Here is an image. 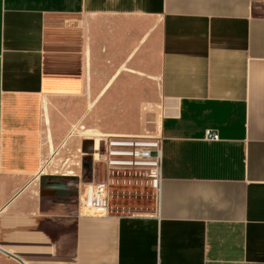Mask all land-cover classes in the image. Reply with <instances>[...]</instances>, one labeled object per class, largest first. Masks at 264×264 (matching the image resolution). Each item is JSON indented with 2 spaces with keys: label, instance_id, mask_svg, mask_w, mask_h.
I'll return each mask as SVG.
<instances>
[{
  "label": "crops",
  "instance_id": "0c3cea01",
  "mask_svg": "<svg viewBox=\"0 0 264 264\" xmlns=\"http://www.w3.org/2000/svg\"><path fill=\"white\" fill-rule=\"evenodd\" d=\"M124 66L157 85L158 200L81 214L83 166L73 186L44 155ZM0 256L264 264V0H0Z\"/></svg>",
  "mask_w": 264,
  "mask_h": 264
},
{
  "label": "rangeland",
  "instance_id": "374dc122",
  "mask_svg": "<svg viewBox=\"0 0 264 264\" xmlns=\"http://www.w3.org/2000/svg\"><path fill=\"white\" fill-rule=\"evenodd\" d=\"M117 67L118 65L111 71L109 68L105 77H110ZM124 68L128 69L119 75L112 89L103 97L97 98L98 89H91L83 97L90 105L87 119L80 124L85 129H82L80 125L75 128L71 126L68 137L63 142L55 141L47 148L43 165L45 173L57 176V179L62 182L71 181L70 183L76 186L78 177H61V174L75 171L82 176L76 161L80 159L79 149L82 150L83 141H87L85 148H89L93 142L91 135L85 133L87 129L95 134H146L156 131L162 118V111L158 107L160 98L156 83L149 84L150 82L142 79L139 73L131 72L133 67L124 66ZM87 160L90 162L89 159ZM81 186L83 189L84 186ZM121 200H124L123 203L131 204L132 201L139 199L127 196ZM0 264L16 263L0 256Z\"/></svg>",
  "mask_w": 264,
  "mask_h": 264
},
{
  "label": "built area",
  "instance_id": "2783aa9c",
  "mask_svg": "<svg viewBox=\"0 0 264 264\" xmlns=\"http://www.w3.org/2000/svg\"><path fill=\"white\" fill-rule=\"evenodd\" d=\"M158 129L146 134H100L98 144L92 139L90 149H79L76 165L80 170L85 156L92 160L91 180L82 182L81 214L109 216L116 208L115 200L127 196L152 195L158 200L163 158ZM206 138L219 140V134L208 129ZM63 174L81 175L75 171Z\"/></svg>",
  "mask_w": 264,
  "mask_h": 264
},
{
  "label": "water",
  "instance_id": "95a60500",
  "mask_svg": "<svg viewBox=\"0 0 264 264\" xmlns=\"http://www.w3.org/2000/svg\"><path fill=\"white\" fill-rule=\"evenodd\" d=\"M86 152H88V151H86ZM87 159H89L90 160V162H91V158L87 155V156H85L84 158H83V177H82V179H83V181H85V182H89L91 179H90V177H91V166H87L86 165V161L85 160H87ZM92 164V163H91ZM85 175H87V177H85ZM90 176V177H89ZM5 253H7V252H5ZM9 255H11V254H9ZM12 256V255H11ZM12 257H14V258H16L15 256H12ZM17 260H19V261H21L19 258H16Z\"/></svg>",
  "mask_w": 264,
  "mask_h": 264
},
{
  "label": "bare ground",
  "instance_id": "6f19581e",
  "mask_svg": "<svg viewBox=\"0 0 264 264\" xmlns=\"http://www.w3.org/2000/svg\"><path fill=\"white\" fill-rule=\"evenodd\" d=\"M99 136H100V134H98V136H95V137L92 136V137H94L93 140L95 141L96 144H98V142H99Z\"/></svg>",
  "mask_w": 264,
  "mask_h": 264
}]
</instances>
